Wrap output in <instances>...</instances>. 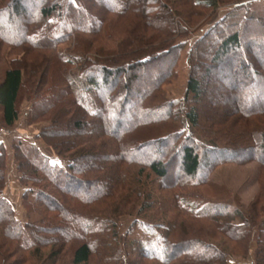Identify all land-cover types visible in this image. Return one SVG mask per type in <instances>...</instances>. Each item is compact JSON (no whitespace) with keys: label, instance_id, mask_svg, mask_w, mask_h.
I'll return each instance as SVG.
<instances>
[{"label":"trees","instance_id":"obj_1","mask_svg":"<svg viewBox=\"0 0 264 264\" xmlns=\"http://www.w3.org/2000/svg\"><path fill=\"white\" fill-rule=\"evenodd\" d=\"M24 1L0 0V40L12 43L15 48L29 43L34 46L33 49L67 43L71 49L57 51L56 61L51 60L53 73L46 74L51 78L47 79L50 86L53 87V81L58 80L56 90H61V93L46 98L36 95L38 97L32 100L34 105L40 101V109L32 113L30 123L38 121L39 116L48 112L50 123L30 139L21 135L12 138L17 183L24 188L26 196L32 197V201H22L26 211H31V208L34 211V206L37 209L44 206V214L55 213L59 207L54 195L59 194L58 192L65 197V204L70 207H61L55 217L43 214L34 221L30 212L29 221L22 223L17 220L13 206L5 198L6 152L0 144V228L6 233L4 236L7 240L20 243L21 247V241L33 243L34 240L30 238H36L37 233L59 234L57 241L60 244L71 243V264H95L97 259L100 264H229L233 257L231 253L226 251L225 246L209 241V238L224 237L234 242L237 248H244L243 253L247 254L249 243L253 239L251 231L255 229L256 248L252 261L254 264H264V204L261 203L260 208L256 207L245 214L219 203L203 204L200 209L192 212L183 206V196L178 193L167 196L169 201L155 197V189L160 184L171 191L172 187L185 186L189 182L195 185L203 182L205 178L198 181L196 179L203 169L209 172L212 168L214 163L205 162L209 154L218 157L215 161L220 163L241 164L255 160L264 167V0H242L240 3L234 2L236 0L174 1L177 6L203 9H215L231 1L235 3L207 27L188 53L190 72L182 98L183 107L181 110L179 108L180 118L182 117L179 123L183 124L180 129H172L170 125H166L176 121L172 104H157L154 112L145 113L150 117L145 122L129 115L130 110L137 111V114L142 112L141 105L130 99L140 101L155 96L166 80V74L156 75L152 82L144 81L143 78L147 79L150 71L160 73L162 59L170 54L178 55L184 45L183 38L190 34L187 31L177 32L178 29L186 30L185 20L173 6L161 0H114L112 4L110 0H32L38 1L39 8L35 12L41 21H38L41 23L39 28L33 27L36 22L34 15L24 14L21 8ZM13 16L21 19L20 26H14L11 19ZM249 23L257 27L248 29L249 34L244 35ZM122 24H125V28ZM145 27L151 32L153 30L154 35L146 33ZM11 29L15 34H21L13 42L8 37L1 36L3 32L12 31ZM107 29H110V34H106ZM103 30L105 43L111 47L98 48L95 55L92 54L94 49H88V52L75 50L83 42L79 40L82 38L79 37L81 34L89 36L91 39L88 45L93 46L94 38ZM139 30H142L144 37L140 36ZM208 38H214L219 43L216 47L213 45L211 52H208L207 68L202 81L196 78L194 69L205 60L197 55V51ZM175 62L166 66L167 76L172 74ZM216 67L225 71L224 75L221 71L216 77L228 82L226 94L223 95L225 97L221 96L218 100L222 106H229L231 112L228 114L232 115V118L223 119V129L221 126L220 129H214L216 124L210 123L205 117L206 112H202L199 105L201 99H204V92L208 93L205 84L211 80V72L216 71ZM140 71L144 73L142 78L138 76ZM54 72L55 76H52ZM61 72L65 74L66 87L60 86L61 79L57 74L61 75ZM97 72L101 75L96 76ZM117 76L120 77L119 81ZM24 79L25 73L19 66L6 68L3 73L0 81V120L5 127H13L18 119L19 98L26 89ZM40 82L43 83L41 80ZM146 88L148 89L145 90ZM127 112L129 118L122 122L123 125L116 124L115 132L121 133L130 126V137H117L103 128L99 134L89 139L97 140L93 144L96 147L72 145L69 139L63 142L60 139L62 123L70 126L71 130L82 131L89 123L97 126L103 121L108 124L123 120ZM85 117L91 121L85 120ZM185 123L192 130L204 132L208 137H214L217 133L220 137L224 136V144L220 145L215 140L212 145L198 143L193 133H185ZM227 125H230L229 130ZM152 126L165 127V131L161 130L156 136L146 132L144 135L134 136L136 129ZM233 126L235 131L231 130ZM167 127L169 132H166ZM138 137L142 144L134 142ZM51 139L57 140L56 143ZM37 142L44 143L47 147ZM164 142H169L172 146ZM152 145L155 146L151 147ZM149 146L152 152L158 153V157L152 160L141 158V152L149 149ZM107 147H113L116 154L109 168L111 179L107 174L106 178L100 179L108 180L103 189L92 197L68 192L67 187L72 184L65 179L66 176L79 179L93 175L97 172L98 163L105 161L104 157L97 156L95 152ZM170 155L172 158L168 161ZM81 161L84 164H79ZM90 162L94 164L89 165ZM123 164L129 166L130 170V167L138 166L132 179L118 177ZM175 164L179 176L169 174V169ZM208 172L204 174L208 175ZM73 180L78 188H82L80 180ZM124 186L130 191L126 197L122 196L118 202L111 203L108 212L95 211L94 206L98 202L106 201ZM124 203L127 205L124 206ZM172 209L187 212L179 213L176 219L184 215L188 222L178 225L175 223L176 219L172 221L173 224L167 220V215L163 214ZM124 215L130 216L132 221L122 235L119 227L120 217ZM235 217H239L241 222L234 223ZM195 221L200 223H191ZM178 229L183 230V233L187 230L189 238L184 236L183 241L174 242L172 238L178 234ZM193 231H199L202 240L196 239ZM44 244L53 243L41 241L33 247ZM58 252L59 250L51 247L45 262L53 264ZM36 253H39L38 250ZM134 258L139 259V263H133Z\"/></svg>","mask_w":264,"mask_h":264},{"label":"rangeland","instance_id":"obj_2","mask_svg":"<svg viewBox=\"0 0 264 264\" xmlns=\"http://www.w3.org/2000/svg\"><path fill=\"white\" fill-rule=\"evenodd\" d=\"M168 2L170 6H173L182 18H184V29H178L177 32H190L187 36H185L184 39V45L183 47L179 50L178 55L176 54H170L166 57H164L161 61L160 64V73H155V72H148V70H145V72H148L147 75L149 76L146 78H143L144 81L147 82H152L155 81L154 78L156 75L164 76V82L163 84L159 87L158 92L155 96L151 97L150 99H143L138 101L137 99H130L134 100V103L141 105L140 109H142V112L137 114V111L130 110L129 115L136 116L139 118L140 121L145 122L147 118H150L149 115H146L145 113L147 111L154 112V109L156 106L160 105L161 103L167 105H171L174 107L172 109L174 117H176V121L167 123L166 125H170L172 129L174 128H181L183 124L179 123L180 119V110L183 107L182 104V98L184 97L185 93V88H186V82L188 78V74L190 72L189 69V63H187V57L188 53L193 46V43L195 42L196 39L201 37L202 33L207 30V27L211 25V23H214L215 20L219 19L224 12H227L228 10L231 9L232 6H234L233 1L224 3L223 5H220L219 7L215 9H210V8H202V7H195L191 8L190 6L188 8H185L184 6H177L174 4L175 0H161ZM170 1V2H169ZM223 1H230V0H223ZM240 3L242 0H236L234 2ZM38 1H32V0H25L22 9L24 11V14L26 13V16H33L36 21L33 23V27H39L41 28V22L39 17L37 16V9L39 8L38 6ZM114 0H110V3L112 4ZM173 3V4H172ZM172 4V5H171ZM14 21V26H20L21 25V19L19 17H12L11 18ZM39 21V22H38ZM39 25V26H34V25ZM13 26V27H14ZM241 26V25H240ZM12 27V26H11ZM32 27V26H31ZM122 27L125 28V24H122ZM246 27V26H245ZM257 27V25H254L252 23H249L248 26L245 29V34L246 35L249 31L248 29ZM106 29V28H105ZM12 31H6L3 32L1 35L2 37H8L10 39V42H13L14 40H17L20 38L21 34H15ZM123 30V29H119ZM222 30V29H221ZM228 30V29H227ZM101 31V30H100ZM104 31L100 32V35L97 38H94L93 40V46L88 45V41L91 39L89 36L81 34L82 37L79 40L83 41L81 44L75 48L76 51H83V52H88V49H94V53L97 52L98 48H109L111 46L107 45L105 43V39L103 37ZM140 36L144 37L142 34V30H139ZM145 32L154 35V32L148 30L147 27H145ZM111 31L110 29H107L106 34H110ZM124 34V33H122ZM249 34V33H248ZM247 34V35H248ZM83 35V36H82ZM158 35V33H157ZM158 37H161L158 35ZM220 38L222 36H219ZM92 41V40H91ZM218 41V40H217ZM214 38H208L204 43L202 44L201 48L197 51V55H200L203 57V63L199 64V67L194 69V73L196 75V78L199 80L201 79L202 81L204 80V74L207 68V61L206 58L208 54L211 52L210 49L211 47L213 48L216 47V45L219 43ZM215 42H217L215 44ZM109 43V42H108ZM14 44V43H13ZM96 45V46H95ZM53 46V47H52ZM56 46V47H55ZM33 45L29 43L28 45L20 46V47H14L12 46V43H6L0 40V81L2 79L3 73L6 68L9 67H14V66H19L21 69H23L25 73V79H24V84L26 89L25 91L21 93L20 98H19V103H18V119L14 123L13 127H5L0 120V144L4 148L6 152V182H7V188L6 191L7 196L5 197L10 204L13 206V209L15 211V217L17 220L20 222L24 223L26 221H29V216L28 214L31 212L33 214L32 219L34 221L41 217L45 213L44 206H41L39 209L34 206V211L31 208V211H26V209L22 205L23 199H31L32 197L30 195L26 196L24 188H21L18 183H17V172L15 169L14 165V156H13V150H12V138L16 135H21V137L30 139L31 136L34 134L36 135L39 130L44 127L45 125H48L50 122L49 119V112L39 116V120L36 122L30 123V117L32 116V113L34 114L37 112L40 108L39 103L40 101L36 102L35 105L32 103L33 99H36L35 97H38L36 95L42 96L41 98H46L48 96L52 95H59L61 93V90H56V83L58 80L53 81V87L52 85L50 86L49 82L47 81L50 80L51 78L46 76L48 72H52L53 66H51V60L56 61L57 59V51H69L71 47L67 43L63 44H58V45H48L45 47L41 48H34ZM254 47V46H253ZM87 49V51H86ZM254 49V48H253ZM255 49H258L255 47ZM263 49V48H261ZM210 51V52H209ZM209 52V53H208ZM177 58V59H176ZM173 61L175 62L174 68L172 70V74L167 76V68L166 66L171 64ZM16 62V64H12ZM120 62V60H119ZM50 64V66L48 65ZM236 64L234 63V66ZM233 66V65H232ZM233 66V67H234ZM52 68V69H51ZM222 71V72H221ZM225 74V71L218 69L216 67V71L211 72V80H208V83H206V87L208 90V93L204 92L205 96H202L204 99H201V102L199 103L202 112L205 113V117L210 120V123L216 124L214 129H223L222 125L225 124V121L223 119L226 118H232V115H229L228 113L231 112L229 109V106H222L219 97L223 96L226 94V89H227V83L218 77H216V74ZM43 73V74H42ZM53 73V72H52ZM42 74V75H41ZM217 74V75H218ZM44 75V76H43ZM58 78L61 79L60 86L61 87H66V81H65V74L63 72L57 74ZM101 75L99 72H97L96 76ZM144 73L143 71L138 72V76L141 78L143 77ZM51 76V74H50ZM52 76H55L52 74ZM210 76V77H211ZM118 77V76H117ZM43 78V79H42ZM57 78V79H58ZM119 78H117V81H119ZM40 80L43 82L41 84ZM205 83V81L203 82ZM55 84V86H54ZM64 84V85H63ZM118 86V83H116ZM29 87V88H27ZM146 88L145 90H147ZM234 96V94H233ZM225 97V96H223ZM39 98V99H41ZM225 103V102H224ZM158 104V105H157ZM180 108V110H179ZM152 110V111H151ZM144 111V112H143ZM125 114L123 117V120L120 121H111L108 122V124H105V122H101L99 125L95 126L93 125L94 123H89L84 127L82 131H74L71 130L70 126L66 125L65 123H62L60 125V132H61V141H66V139L70 140L69 143L72 145H77L80 144L82 145H93L96 143L97 140L95 141H90L89 139L95 136L96 134H99L103 128H105L106 132L110 133L111 135H116L117 137H130L132 136L129 134V127L127 126L121 133H116V124H122L127 118H129V115ZM145 114V115H144ZM147 116V117H146ZM41 117V118H40ZM146 117V118H145ZM173 117V118H174ZM224 117V118H222ZM1 118V117H0ZM217 119V120H216ZM85 120L91 121L89 118L85 117ZM148 120V119H147ZM108 126L107 128L105 126ZM123 125V124H122ZM125 126V125H124ZM174 127V128H173ZM227 130H229L230 125H227ZM131 128V127H130ZM212 128V127H211ZM164 129V130H163ZM184 131L185 133H193L195 139L197 140L198 143L201 144H206V145H212L211 143H214L215 141H218V143L224 144L223 142L225 141V137L221 136L218 134L214 137L210 136L208 137L207 134H204L202 132H199L198 130H192L191 127L185 123L184 126ZM165 131V127H158V126H152V127H147L144 129H136L134 131V136L138 134H145L148 133V135L153 136L157 135L160 132ZM169 130V127H167L166 132ZM232 131H235L234 126L231 127ZM169 132V131H168ZM226 132V131H225ZM157 133V134H156ZM85 136H84V135ZM139 135V136H140ZM212 135V134H211ZM219 135V136H218ZM137 140H134L136 143H141L140 142V137L135 138ZM142 139V137H141ZM144 139V138H143ZM52 140V139H51ZM90 143H89V141ZM57 141V140H55ZM55 141L52 140L53 143H56ZM38 144H42V146L47 147L44 143L37 142ZM167 143L170 146H172L171 143L169 142H164V144ZM117 144V143H116ZM135 144V143H134ZM166 144V145H167ZM97 145V144H96ZM118 145V144H117ZM96 147L95 145H93ZM155 145H152L151 147H154ZM150 147V146H149ZM147 149L146 151H142L141 155L143 157L141 158H148L150 160L155 159L158 157V153L152 152V148ZM112 148H105L99 149L96 151V155L100 157H104L105 161L101 162L100 164L98 163L97 165V172H95L93 175L90 174L88 177H79L77 179L76 177H67L66 180L70 181L72 186L70 185L67 187L68 192H75L77 195H90L95 196L97 193H99L105 184L108 183V180H100L103 178H106L108 175H110L108 178L111 179V173L110 171V164L111 160L115 158V150L113 151ZM154 149V148H153ZM48 150V149H47ZM172 154V152H171ZM140 155V156H141ZM140 156H137L139 158ZM170 159L172 156H169ZM218 159V157H215V155L209 154V156L206 157V163L213 164L212 168L208 172L207 170L203 169L202 172L197 176L196 181L205 178L203 182H199V185H195L193 183H188L185 186H179L178 188L172 187L171 191L168 189H164L162 186L163 184H160L159 187L155 189V197H160L161 200H168L166 198L167 196L176 195L177 193L180 196H183L182 203L183 206L189 210V211H197L200 209L203 204L207 203H219L223 204L226 206H230V208H233L237 212L245 214V212L250 213V210L255 209L256 207L260 208L261 203L264 204V167H261L259 163L255 160L248 161L245 163H234V162H222L220 163L219 161H215V159ZM94 164V162L88 163L89 165ZM170 163V162H169ZM205 163V165H206ZM79 164H84V162H80ZM177 165H172V167L169 169V174H176L180 175L178 172V168L176 167ZM29 167V166H28ZM27 167V168H28ZM138 166L130 167L131 170L129 169V166L126 164H123V169L121 170L119 176H124V178L127 179H132V174L136 170ZM206 167H208L206 165ZM104 170V172H101ZM106 170V171H105ZM134 170V171H133ZM132 172V173H131ZM204 174V173H207ZM107 174V176H105ZM130 177V178H129ZM80 180V182L83 183L82 188H78L77 184H75L74 180ZM110 181V180H109ZM165 185L167 183H164ZM141 190H143V187L139 185ZM145 189V188H144ZM151 190V189H148ZM59 194L54 195L55 201L59 209L62 207L65 209H69V205L65 204L67 203L65 200V197L61 196L60 192ZM130 193L129 188L127 186L122 187L119 189L116 194H113L112 197L108 198L106 201H100L97 203V205L94 206L96 212H108L107 209H109L111 203L118 202V199L120 197L124 198ZM185 196V198H184ZM134 197V196H133ZM166 198V199H165ZM171 198V197H170ZM169 201V200H168ZM257 202V203H255ZM254 204V206H253ZM258 204V206H257ZM76 204H73L75 206ZM124 206L127 205V203L123 204ZM56 208V207H55ZM57 209V208H56ZM58 209V210H59ZM185 209V210H186ZM58 210L56 212H58ZM257 211V210H256ZM55 212V213H56ZM186 213L183 209L181 210H169L167 213H164L163 215H167V220H170V222L173 224V220H175L179 213ZM55 213H49V214H44V215H49L55 217ZM160 215V214H159ZM252 216V214H246V216ZM264 217V214L263 216ZM31 219V220H32ZM187 218L184 215H180L179 219H176L177 222L175 221L176 224H183L184 222H188L186 220ZM261 219V218H260ZM132 221V218L130 216H121L120 217V227H119V232L124 235L126 233L130 223ZM234 223H240L241 219L239 217H235L233 219ZM191 223H200V222H191ZM38 224V223H37ZM209 227V226H208ZM205 229V227L203 226ZM183 229V228H182ZM185 230V229H184ZM187 231V230H186ZM183 233V230L178 229V234L176 233L173 235V241L177 242L178 240H184V236H187L186 238H189V235L186 234L187 232ZM191 232V231H190ZM197 232V233H196ZM192 232L193 236H195L196 239H201L202 240V235L199 234V231ZM255 229H252L251 231V236L253 237L252 241L249 243V250L247 254H244V248H237L234 242H231L229 240H226L224 237H215L209 238V241L213 242L214 244H217L219 246H225L226 251L231 253L233 257H231L232 261H230L229 264H254L253 263V251L256 248V242L254 241V236H255ZM6 233L3 232V230L0 228V264H50V262H45L47 260L46 256H48V252L50 251V248L58 251L57 256L55 257L54 263L53 264H71V243L67 242L66 244H60L61 242L57 241L60 237L59 234H40L37 233V237L39 239H36L34 236H31V240L33 239L35 244L29 243L27 240L22 242L21 241V247L20 243H15V242H10L7 240V238L4 236ZM28 237H30L28 235ZM179 238V239H178ZM194 239V238H193ZM182 240V241H183ZM41 241H50L53 244L51 245H45L44 246H38L33 247L34 245L40 244ZM225 245H224V244ZM242 245V244H241ZM38 250L39 253H36ZM36 253V254H35ZM44 255V256H43ZM141 258V257H140ZM39 259V260H38ZM46 259V260H45ZM132 260V259H131ZM133 263L138 262L139 259L134 258L132 260ZM142 261V260H141ZM95 264H100V262L95 261ZM148 264H152L151 262H148Z\"/></svg>","mask_w":264,"mask_h":264},{"label":"crops","instance_id":"obj_3","mask_svg":"<svg viewBox=\"0 0 264 264\" xmlns=\"http://www.w3.org/2000/svg\"><path fill=\"white\" fill-rule=\"evenodd\" d=\"M5 193H7V191H5ZM7 196V194H5V197ZM8 199V198H7Z\"/></svg>","mask_w":264,"mask_h":264}]
</instances>
